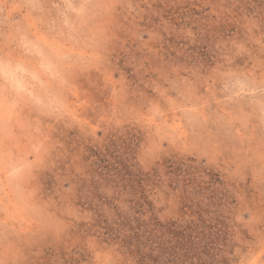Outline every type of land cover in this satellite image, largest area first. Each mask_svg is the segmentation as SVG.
Here are the masks:
<instances>
[{
	"label": "rangeland",
	"instance_id": "374dc122",
	"mask_svg": "<svg viewBox=\"0 0 264 264\" xmlns=\"http://www.w3.org/2000/svg\"><path fill=\"white\" fill-rule=\"evenodd\" d=\"M0 62V264H264V0H0Z\"/></svg>",
	"mask_w": 264,
	"mask_h": 264
},
{
	"label": "clouds",
	"instance_id": "9594fccd",
	"mask_svg": "<svg viewBox=\"0 0 264 264\" xmlns=\"http://www.w3.org/2000/svg\"><path fill=\"white\" fill-rule=\"evenodd\" d=\"M68 10L70 12L75 13L76 15H80L83 12V7L74 8L71 4H68ZM3 9H7V5L3 6ZM0 77H3L7 81V86L14 92H19L17 87V81L23 80L25 84V89L22 93L26 99H29L34 104H40L45 102V96H51V91L49 90V86L41 87L39 83L35 82L34 77L27 70L22 69L16 64L9 63L5 65L3 62H0ZM44 77L42 76L41 79ZM53 79H55L53 77ZM28 92H31L32 95L29 97Z\"/></svg>",
	"mask_w": 264,
	"mask_h": 264
}]
</instances>
